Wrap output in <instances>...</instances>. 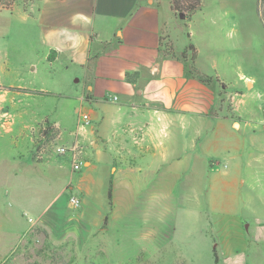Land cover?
Returning <instances> with one entry per match:
<instances>
[{"label":"crops","instance_id":"1","mask_svg":"<svg viewBox=\"0 0 264 264\" xmlns=\"http://www.w3.org/2000/svg\"><path fill=\"white\" fill-rule=\"evenodd\" d=\"M1 1L0 73L9 76L21 70L35 85L25 90L6 87L0 76V251L13 250L12 241L7 243L13 233L8 206L14 191L12 164L19 151L12 111L24 109L25 100L16 102L10 95L20 91L42 101L55 100L56 117L44 123L57 129V143L64 139L65 125L58 113L70 103L74 108L79 122L77 131L69 134L72 144L83 147L78 158L85 165L67 189L81 198L82 216L93 231L101 230L107 217L105 246L115 256H168L174 255L175 246L194 255L196 246L174 241L181 211L187 214L194 208L195 219L202 215L200 202H192L190 193L196 188L197 193L206 192V176L212 180V193L203 209L210 205L220 210L224 247L242 257H248L251 242L264 250V119L261 126L253 124L250 98L258 84L254 74L235 68L239 75L229 85L217 71L218 89L216 81L207 85L189 75L188 52L182 58L187 46L179 49L175 36V23L184 19L175 15L170 0ZM164 37L172 42L176 57L164 51ZM198 62L197 56V70L209 76ZM247 64L254 67L252 60ZM82 114L92 121L85 132H79ZM132 126L145 128L140 144L129 132ZM37 152L34 164L54 162L43 150ZM75 159L73 154L62 156L73 171ZM59 163L55 167L60 171ZM202 177L200 184L195 178ZM65 197L52 208L71 205ZM104 207L105 215L99 212V217L86 212ZM0 254L3 260L6 253Z\"/></svg>","mask_w":264,"mask_h":264},{"label":"rangeland","instance_id":"2","mask_svg":"<svg viewBox=\"0 0 264 264\" xmlns=\"http://www.w3.org/2000/svg\"><path fill=\"white\" fill-rule=\"evenodd\" d=\"M15 1L18 0L1 2L8 5ZM175 26L179 49L183 44L188 48L185 51L190 56L188 64L192 65L193 55L189 46H197L200 50L199 55H196V59L198 56L199 60L198 68L209 75L213 82L216 81V89L219 88V81L215 78L217 71L229 85L234 83L239 75L235 68L240 70L241 67L242 72L249 76L254 74L258 84L252 92L253 99L250 98L254 110L253 124L261 126L259 124L264 119V113L260 110L264 103V24L259 0H203L201 10L189 23L178 19ZM162 44L165 52H173V44L166 37L163 38ZM248 60H252L254 67L247 64ZM0 76L1 85L6 87L25 90L35 85L21 70L9 76L0 73ZM241 83L245 84L242 81ZM20 92L21 95H17L16 92L15 95H10V98L15 96L16 102L20 99L25 100L24 109L21 106L20 109L12 111L15 120L13 137L19 151L17 161L12 164L15 175L14 191L12 205L8 206V210L12 211L13 233L12 237L8 236L7 243L9 246L12 241L13 250L0 251L6 253L0 264H217L215 249L219 259L218 264H264V250L255 247L254 242L249 246L251 251L248 252V257L231 254L224 247V242L219 239L220 210L215 211L210 205L209 209L205 211L203 209L204 203H207L206 207L211 203L212 180L209 176L205 177L206 192L200 190L197 193L196 188L190 193L194 200L192 202L195 204L200 202L202 215L200 213L199 218L195 219L193 214L197 210L194 208H191L187 214L186 211H181L179 216L181 226L174 241L175 244L189 242L196 246V252H192L195 253L194 255H186L187 249L179 250L178 246L173 248L174 255L156 257L147 256L144 252L137 256H115L111 251L106 250L108 246H105V223L101 230L93 231L87 220L83 218L81 207L73 208L68 204V206L52 208L56 203L64 201L67 195L70 198L79 197L75 191L67 189V183L77 178L84 168L82 167V171L74 170V172L71 168L72 164L62 160L63 155L57 152L58 146L73 145L69 133L77 131L78 115L74 108L70 107L71 103L66 105L68 106L66 111L58 113L65 119L62 129L64 139L59 143L45 140L40 143L44 156L59 161L34 164L33 154L34 152L38 154L34 142L42 139L40 127L45 125L44 121L56 117L54 107L57 103L53 98L42 101L41 97L24 96V93ZM258 93L262 94L263 98H260ZM211 160H213L212 156ZM58 163L62 164L60 171L55 167ZM0 179L4 177L0 176ZM195 179L200 184L204 180L203 177ZM180 184L181 181L178 186L181 190ZM179 188L175 190L177 200L179 199L177 196L180 195ZM92 211H95L99 217L97 213L101 212L105 215L106 210L105 207L96 210L86 209L89 215ZM257 211L248 210L253 214ZM238 213L242 215L243 210L239 209ZM188 216L193 222L190 220L186 222ZM261 232H264V229H261ZM178 251H183V254L180 255ZM1 256L0 254V258Z\"/></svg>","mask_w":264,"mask_h":264},{"label":"trees","instance_id":"3","mask_svg":"<svg viewBox=\"0 0 264 264\" xmlns=\"http://www.w3.org/2000/svg\"><path fill=\"white\" fill-rule=\"evenodd\" d=\"M202 1L203 0H170L172 9L175 13L176 16L182 17L184 20H186L188 23L191 21L192 17L201 10L202 6ZM259 5H260V11H261V17L262 21L264 24V0H259ZM188 26V24L186 25ZM190 37V36H189ZM188 50V48H187ZM189 50L192 51V65L188 64L187 65V72L189 75H191L194 78H197L199 81H201L204 84L210 85L212 82V79L206 75H202L199 73V71L196 68V55H197V50L193 45L189 46ZM169 55H172L176 57L174 52L168 53ZM52 55L50 56V59H52ZM182 58L186 59V52L182 54ZM127 80L131 81L130 79V74L127 75ZM40 133L42 139L40 141L34 142L35 149L38 151L41 150L40 143L41 141H54L56 137L58 136V131L57 129L48 121L45 123V126L40 127ZM38 158V154L34 152L33 154V159L36 161ZM112 198H113V184L111 182L110 187H109V199L112 205ZM105 225L107 223V217L105 218ZM215 254H216V263H219V259L217 256V252L215 249Z\"/></svg>","mask_w":264,"mask_h":264},{"label":"built area","instance_id":"4","mask_svg":"<svg viewBox=\"0 0 264 264\" xmlns=\"http://www.w3.org/2000/svg\"><path fill=\"white\" fill-rule=\"evenodd\" d=\"M113 100H118V98L114 97ZM263 113H264V107H263ZM81 117H82V122L79 126V132H85L87 131L88 127L92 126V121L88 114H82ZM129 132L133 135L136 144H140L141 142L144 141L145 128L143 126H132L129 128ZM57 152L61 155L73 154L74 156L77 157V159H75L73 164V168L75 171H80L82 167L85 165V162L78 158L83 153V147L79 142L74 143L71 147L58 146ZM70 204L74 208H79L81 207L82 202L79 197H71ZM30 221H32V219H30Z\"/></svg>","mask_w":264,"mask_h":264}]
</instances>
